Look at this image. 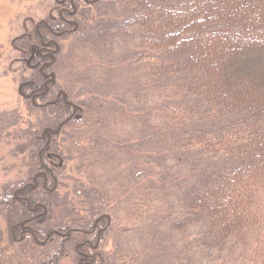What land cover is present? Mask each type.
Masks as SVG:
<instances>
[{"label":"trees","instance_id":"obj_1","mask_svg":"<svg viewBox=\"0 0 264 264\" xmlns=\"http://www.w3.org/2000/svg\"><path fill=\"white\" fill-rule=\"evenodd\" d=\"M103 1L57 0V16L36 24L21 43L39 73L42 108L59 117L57 129L43 136L42 226L45 235L54 227L70 233L54 234V247L44 244L33 264H60L70 244L81 264H117L114 245L104 250L102 243L113 228L103 206L115 207L84 202L101 191L134 201L132 217L154 200L150 224L170 227L172 242L145 244L133 264H176L183 254L179 264H190L192 241L176 242L179 226L184 237L201 229L195 239L205 256L264 264V0ZM130 29L148 51L138 50L137 82L80 96L85 76L74 67L77 50L91 41L103 49ZM60 38L70 39L66 57ZM60 185L67 188L62 199ZM57 207L70 209L58 222ZM93 226L104 228L96 246L97 230L85 231Z\"/></svg>","mask_w":264,"mask_h":264},{"label":"rangeland","instance_id":"obj_2","mask_svg":"<svg viewBox=\"0 0 264 264\" xmlns=\"http://www.w3.org/2000/svg\"><path fill=\"white\" fill-rule=\"evenodd\" d=\"M105 1L107 0L103 2ZM230 1L231 3L235 2V0ZM103 2L100 3V7L104 5ZM261 4L264 6V3ZM57 8V0H0V193L7 187H16L17 183L24 179L25 176L27 177L26 172L31 166V163H27V160L32 161V158L38 155L37 152L34 154L30 151L33 145L36 144L37 137H39L38 143L40 145L44 133L49 132L51 128L57 129L56 125L59 122V117H55L54 109L50 107L44 109L39 107L40 105L36 106L30 98H26L24 95L29 93L27 91L29 88L28 81L35 80L39 73L27 61L31 56L30 48L21 45L25 41L24 37L29 36L30 30L35 28L36 24L38 25L39 22L50 15L57 16ZM131 31L125 32V37L121 34L117 35L112 42L109 41L108 43L105 41V48L103 49L101 47L95 48L94 43L91 41V44H86L77 50L78 55L76 53L74 55V58H77L76 61L74 60V67L81 70V73L85 76V84L80 85L82 92L80 96H85L88 91L103 90L102 92L105 93L104 89H106V86L110 87L109 85L122 86L123 91L124 87H128L132 81H134L133 84L137 82L139 74L142 73L141 63L136 60L138 54H140L138 50L147 48L139 46L138 36L133 32V29ZM60 41L63 57H66L65 54L70 48V39L60 38ZM146 52L148 51L146 50ZM56 78L62 82L64 75L57 74ZM72 96L74 97V95ZM37 102H41V99ZM70 128L72 127L69 126L68 129ZM112 169L111 173L114 175L121 173L119 169ZM78 179L79 181L84 180L80 176ZM65 191H67V188L60 185L56 191L59 199L63 198L62 194ZM116 193L109 192L110 196H107L102 195L104 192L101 191L100 194L94 195L95 197H83V199L85 198L84 202L86 203L88 200L89 203L92 202L94 207H99L104 202L111 203L110 206L115 207L114 209L110 207L109 210L108 206L102 205L104 207L102 211H109L113 217L111 220L113 228H111V225L109 226V232H107L102 243L104 250L110 249L114 245L112 251L114 252L113 257H116L115 262L117 264H133L134 261L130 259L142 260L141 255L134 257V254H140L139 250L142 247H146L145 244H154L159 238L165 237L169 242H172V239L168 237L171 236L168 224L166 226H156L155 228L150 224L152 211L148 210L154 200H151L147 207L142 206L137 216L132 217V212L129 208L134 204V201H132V204L131 201L128 203L125 198L122 200V195L119 197ZM107 198L110 202L105 201ZM55 211L54 216L57 222L61 220L64 213H70L69 207H63L61 210L57 207ZM79 212L80 215L84 216L88 214L86 210ZM179 213L176 212L175 214L179 215ZM13 215H16L15 211H13ZM69 216L71 215L65 217ZM56 219L52 218L51 222ZM5 224V214L2 216L0 212V229L3 228L4 230L6 228ZM183 227H176L178 228V240L176 242L184 244L192 241L190 248L195 254L187 258V261L188 259L191 260L190 264H230L223 261L224 259H230L227 257V253L225 256L214 254L213 259L211 258L212 255L205 256L203 254L202 243H198L195 239L201 234L199 227L191 228L190 235L187 237H184ZM6 234V229L5 231L0 230V246H6ZM183 237L188 238V241ZM71 241L74 242V240ZM49 244V247H54V243L51 242ZM162 244H164V241ZM162 244L158 243L160 248L163 246ZM207 245L214 251L217 249V246H214L212 242L206 243V247ZM67 246V254H63L61 261L59 260L60 264L83 263V260L81 261L76 254V245L74 247L71 244ZM11 254H14L11 249L3 251L0 255V264H16V260L11 259ZM183 255L187 257L185 254ZM122 256L124 257L123 260L121 259ZM184 257L180 256L177 258L176 264L180 263V259L184 262ZM249 257L251 256L242 257L237 264H245L247 260H250ZM152 263L155 264V260Z\"/></svg>","mask_w":264,"mask_h":264},{"label":"flooded vegetation","instance_id":"obj_3","mask_svg":"<svg viewBox=\"0 0 264 264\" xmlns=\"http://www.w3.org/2000/svg\"><path fill=\"white\" fill-rule=\"evenodd\" d=\"M34 52L35 49L32 48V54ZM28 83L33 84L34 87L31 88V92L24 94L25 97L30 98L32 103L36 106L40 105L39 107L41 108L46 106V100L42 99L44 97L39 90L40 84L34 80H30ZM39 99H41V102H37ZM37 139L36 144L33 145L30 151L34 154L37 152L38 155L32 158V161L27 160V163H31V170H34L33 167L35 165L38 167L37 171L31 172V174H28L27 171V177L25 176L24 179L17 183L16 187H7L0 193V212L2 216L5 214V229L7 232V244L6 246H0V255L6 249H11V251H14V254H11L12 256L10 257L16 260V264H27L28 262L33 264V261H37L39 257L41 258L44 254V244H49L48 242L52 241L54 234L63 232V234H67L66 236L70 235L68 231H60L58 227L52 228V232L45 235L44 226H42V213L44 212L43 208L45 204L42 183L44 173V144L43 138L40 145L38 143L39 137H37ZM28 187L30 189L26 191ZM13 211H15L16 215H13ZM100 227L101 228L97 229L96 226H93V228L85 229V231H89L90 233L97 230L98 239H96L97 241L94 246L100 243L101 233L104 231L103 226ZM5 229L3 230V228H1L0 230L5 231ZM28 236L32 238L30 242L24 240ZM48 238L51 240H48ZM84 241L91 244L93 238H87ZM27 250L32 251V255L28 256Z\"/></svg>","mask_w":264,"mask_h":264}]
</instances>
